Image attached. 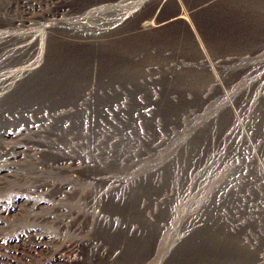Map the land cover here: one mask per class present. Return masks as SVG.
<instances>
[{
  "label": "rangeland",
  "instance_id": "rangeland-1",
  "mask_svg": "<svg viewBox=\"0 0 264 264\" xmlns=\"http://www.w3.org/2000/svg\"><path fill=\"white\" fill-rule=\"evenodd\" d=\"M203 1L0 0V88L22 69L68 85L0 109V243L48 249L0 264H264V0L175 19ZM152 40L171 51L139 60Z\"/></svg>",
  "mask_w": 264,
  "mask_h": 264
},
{
  "label": "bare ground",
  "instance_id": "bare-ground-1",
  "mask_svg": "<svg viewBox=\"0 0 264 264\" xmlns=\"http://www.w3.org/2000/svg\"><path fill=\"white\" fill-rule=\"evenodd\" d=\"M170 1L171 2L178 3V0H170ZM222 1H227V0H204L203 2L195 5L194 7H191L188 12L187 11H184L183 8H182V6H181L180 15H177L175 19H181V20L182 19H185L184 17L186 15H188V14L191 15V16H193V15H195V14H197V13L203 11V10H206V9H208L210 7H213L212 5L217 4L219 2H222ZM232 3H238V0H233ZM54 15H56V14H54ZM82 17H84V18L79 17L75 21V23L79 26L80 29H82L83 31L85 30V32H90L93 35H97V33H99L100 31L103 32V30H101V29H97V28H94V27H90L87 23H80V20H85L86 19V17L84 15ZM171 20L172 19H169V21H166V22H163L162 21V23H158V24L148 23V24H145L144 25L143 23H141L139 25L134 26L129 31H126V32L125 31H122V32L117 33V34H110V35H107V36H104V37H101L100 34H99L100 36H93L92 37V36L89 35V37H88L87 36L88 33H84V35H83L84 41L83 42H86V43L85 44L84 43H81V44H84L85 46L86 45H94V44H100V45L101 44H104V45L107 44L108 45L109 42L111 43L113 40L116 41L117 39L121 38V36L123 34H126V33H128V35H130V36H133V35L135 36V35H138V34H151V35H155V32L156 31L157 32L160 31V30L161 31H168L172 27V26H170L171 24L169 23ZM258 25H262L263 26V24H261V23H258ZM80 29H78V28L77 29H71L68 32V36H70V35L71 36L68 37V38H73L76 34L77 35L80 34L82 32ZM262 31H263V33L255 34V37H258V41L256 43H258L260 41L258 44H260L261 42L264 41V29ZM155 39H157V38H155ZM157 40H160V39H157ZM208 40H206V41H207V43L209 42L208 45H210V41H208ZM186 41L184 43H182L181 45H179V47H177V49H180L182 51V53L184 54V56L186 55L185 57H188L193 52L196 53V50L197 49H198L197 51H198V53L200 55H201V53H204L203 51L210 52L209 50H213L212 47H207L205 44H204V47H203V43H201V45H199V44L194 45L192 42L187 41V43H186ZM76 42H80V41H76ZM169 44L170 43H168L166 41L160 42V41H153V40H152L151 44L150 43H143L142 42V44L140 43L141 46H139V45L136 46L137 50H139V54H137V57H139V60L140 59H143V56L142 55L143 54H147L150 49H151V52L153 51L155 53V55L156 54L162 55L163 53H165L167 51H171L172 47H168ZM73 45H74V43H73ZM240 47H241V45H240ZM148 48H150V49L148 50ZM199 48H200V50H199ZM20 50H18V51H20ZM41 50H42V47L39 46V52H41ZM12 52L15 53V51H11L8 54H6V56L4 55V57L10 56L12 54ZM109 52H111V51H109ZM174 56H175V54H174ZM190 57H192V55ZM12 58H13V56H12ZM202 58L203 57L201 55V57L199 59H202ZM146 59H147V57H146ZM190 59H194V58H190ZM1 61H3V59H0V62ZM132 61H133V58H132ZM141 61H143V60H141ZM190 61H193V60H190ZM28 68H30V67H28ZM143 68H145L144 69V72H147L148 69H149L147 66L146 67H143ZM150 70H152V69H150ZM31 71H32L31 69H26L24 71L22 69L21 72L19 71L15 75V77H17L16 79H20L21 78V81L20 82H18V80L14 79L12 77V78H9L8 79L9 82H7L5 86H3V87L0 88V109L1 110H6L7 107L16 106V105L17 106H23V107H26V106H29V107L32 106L33 107V105L35 106V104H37L39 102L42 104L43 101L46 100L48 97L61 96V95H64L66 93V91L63 90V88H66L68 85L66 87H65L66 84L63 85V84H49V83H47L45 85L43 83L44 80L45 81H51V80L44 79V78H40V77H31V76H29V75H31L30 74ZM186 87H187V85H186ZM30 90H33V91L36 90V91L33 93ZM27 91H29V92H27ZM38 91L40 93H38ZM56 100L59 101L57 98H56ZM53 104H54V102H52V105ZM2 114H3V112H0V116ZM17 114L22 115V113H17ZM51 118H52V116H51ZM20 152L17 153L18 155L17 154H12L13 156H10L9 155L8 156V159H10V158H13V159L17 158L20 155ZM13 159H11V160H13ZM0 170H1V168H0ZM33 237L35 239L36 236H33ZM21 246H22L21 248H18L16 245H12L11 242H3L2 244L0 243V263H6L9 260V259H6L5 258V255H8L9 256V254H10V255H12L11 257H13V255L19 253L20 250H22V249H26L29 252H35V251H41V252L45 251V252H47L48 251V249H45L47 247V244L44 243V242H42V241H38V240H34V241L33 240H29V244L23 243ZM77 247H74V249L72 248V250H74L75 252H78V249L79 248H77ZM103 263L106 264L107 261H104Z\"/></svg>",
  "mask_w": 264,
  "mask_h": 264
}]
</instances>
